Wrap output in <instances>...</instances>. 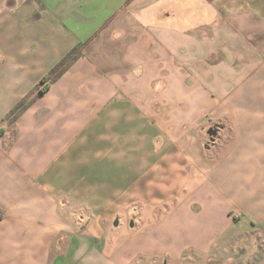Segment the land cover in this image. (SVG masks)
<instances>
[{
	"label": "crops",
	"instance_id": "obj_1",
	"mask_svg": "<svg viewBox=\"0 0 264 264\" xmlns=\"http://www.w3.org/2000/svg\"><path fill=\"white\" fill-rule=\"evenodd\" d=\"M219 1L0 0V264H264V4Z\"/></svg>",
	"mask_w": 264,
	"mask_h": 264
},
{
	"label": "trees",
	"instance_id": "obj_2",
	"mask_svg": "<svg viewBox=\"0 0 264 264\" xmlns=\"http://www.w3.org/2000/svg\"><path fill=\"white\" fill-rule=\"evenodd\" d=\"M84 43H78L70 49L35 85V87L20 99L4 116V121L9 126L14 125L17 118L50 86L56 82L68 68L81 56ZM5 128H0L3 133Z\"/></svg>",
	"mask_w": 264,
	"mask_h": 264
},
{
	"label": "water",
	"instance_id": "obj_3",
	"mask_svg": "<svg viewBox=\"0 0 264 264\" xmlns=\"http://www.w3.org/2000/svg\"><path fill=\"white\" fill-rule=\"evenodd\" d=\"M208 134L210 135L211 139L214 138L215 134H216V130L215 128L211 127L209 130H208ZM118 224V219H116L114 221V225H117ZM130 225H132V222L130 223Z\"/></svg>",
	"mask_w": 264,
	"mask_h": 264
},
{
	"label": "rangeland",
	"instance_id": "obj_4",
	"mask_svg": "<svg viewBox=\"0 0 264 264\" xmlns=\"http://www.w3.org/2000/svg\"><path fill=\"white\" fill-rule=\"evenodd\" d=\"M233 2H234V0H233ZM237 2L240 3V0H237ZM260 2H262V3L264 4V0H260ZM220 3H221V4H220ZM217 4L221 6V5H224L225 2H220V1L218 0V3H217ZM234 4H236V3H234ZM0 14H1V13H0ZM0 32H1V30H0ZM6 127L8 128V129L6 128V130H9L10 132L13 131V125H11V126L9 125V126H8V125L6 124Z\"/></svg>",
	"mask_w": 264,
	"mask_h": 264
},
{
	"label": "built area",
	"instance_id": "obj_5",
	"mask_svg": "<svg viewBox=\"0 0 264 264\" xmlns=\"http://www.w3.org/2000/svg\"><path fill=\"white\" fill-rule=\"evenodd\" d=\"M3 216V212L2 210L0 209V218Z\"/></svg>",
	"mask_w": 264,
	"mask_h": 264
}]
</instances>
